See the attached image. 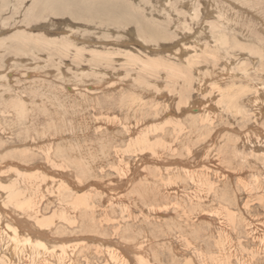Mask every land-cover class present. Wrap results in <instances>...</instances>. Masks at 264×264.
Here are the masks:
<instances>
[{"label": "rangeland", "instance_id": "rangeland-1", "mask_svg": "<svg viewBox=\"0 0 264 264\" xmlns=\"http://www.w3.org/2000/svg\"><path fill=\"white\" fill-rule=\"evenodd\" d=\"M125 1H127L128 3L131 2L133 5L135 4V6L137 5L136 8L141 14H143L147 9L148 11H146V13L144 14L145 17L147 18L154 17L151 18L152 21L161 22L160 24H158V26L161 25V27L159 28H162L161 32L165 34V38L163 40L162 38L155 39L156 40L155 41L153 40L152 37L150 36L147 37L144 34H141L140 37L138 36L136 38V34L134 32H133L134 36H132V38H129L125 36L126 34H122V32H124V30H128V28L123 27L124 28L123 29L122 27L118 28L115 26H109L107 24H101V23L92 24L89 22V24L88 23L86 24L85 22H79L77 24L81 26L80 29L83 30L86 29L88 31L86 33L84 31L83 33L80 31L79 33L80 36L78 37H85L84 35H86L87 39L88 38L92 39L93 35H91L90 32L93 31V33L94 32L96 33L97 35L96 38L99 40H96L95 43H92L93 45L90 44V41L86 43L80 42L78 43V45L88 49L90 47L91 48L93 47V49L99 51L103 50V52H105L106 50H109L113 52L114 56L116 57L114 58L116 61L113 62L112 60L111 62H109L110 64L109 63H105L104 65L102 64L101 68L105 70L104 71L99 70V71L102 74H106V77H108L109 80L110 78H112V80H117L112 82L114 83L117 82L119 84L121 83L122 88L125 87V84L119 81L118 75L123 76L122 73L125 72L132 73V71L134 74L138 75L135 78H139V76L142 75L140 78L144 79L142 81H145L147 83V85L144 86L146 90L141 91L140 89L139 90L136 89L137 91H139L136 92L132 89L133 93L131 89L126 87L120 89L118 88V86L117 87L109 86L108 83L109 81H103L102 79H101L102 82H100L101 84L96 83L95 85L93 80L87 81L88 83L83 85L81 81H79L80 82L79 84L78 80L82 78L84 75L85 76L89 75L90 71H85V74H83L82 70H81L82 73L80 72V70L79 72L77 71L78 69L77 67H75L76 62L74 61L75 58L72 57V53H74L73 50H71L72 53H70L71 55L69 56V54L63 51V49L60 48L59 45H58L59 47H57L56 50L53 49L52 51H49L48 49L45 48L44 50L42 48L40 50L39 44H37L36 42L31 43L25 48H21L15 44L11 46L12 43H9L10 35L13 34V32L16 33L20 30L21 31L26 30L29 34L40 36L43 35L44 33L48 35L49 34L48 29H49V31L51 30L50 32L51 34L49 35L57 34L56 36L58 37L62 36L61 34L62 31L60 29L67 27H63V26L59 27L60 24H58L56 28L55 27L47 28L46 25L51 22L60 23L66 17L58 18L51 16L50 13H45V17H44L45 20H42L37 23L34 22L32 24H30L31 22H29L30 26L27 27L24 21L31 13V9H32L31 0H0V14H1L0 16L1 18L0 19V104H3L0 105V181H1L0 185L2 186L0 190H2V188L5 187L7 188L5 190L6 193L0 191V200H4L1 201L0 204L3 205L2 203L4 202H5L4 204H6V201H9L8 202L9 205L12 206L10 207V209L8 208L5 209L4 207L0 206L1 213L4 212L6 213V211H8V215H9V216H5V214L2 215L3 222L4 220H6V217L7 219L9 218L8 220L15 219L17 227H19L22 231L26 230L23 233H25L27 236L31 235L36 241L40 240L42 237V240L46 242L47 246L49 247L58 246L57 244H61L63 241L64 242L62 244L64 243H68L69 245L74 244L73 245L74 249L72 254L73 264H108V263L115 264V262L110 261L108 254H106L108 250L111 251L119 250L118 254H121L123 259H126V263L124 264H264V242H263L264 241V165H263L264 136H262L264 135V84H263L264 83V58H263L264 57V0H164L165 1L164 3H166L164 5H168L167 7L169 9H172L171 10L172 12L170 14L171 23H169L171 25L173 22L171 27L170 25H168V23H165L166 22L165 19H162V17H160L158 13L153 15V13L151 12L150 6L152 5H154L155 7L158 6V3H156L157 0H142V1L139 0V2L138 0L137 1L125 0ZM193 2L196 3V6L195 3ZM198 4L200 5L201 8L199 7ZM142 5H143V9H142ZM191 6L193 7L194 11L191 8ZM248 6H250L251 8L250 7L248 8ZM216 8L217 10H219L220 8L222 10L220 9L221 11L219 10L217 13ZM141 10H143L144 12H140ZM191 10L192 12H190ZM222 11L226 12V14ZM193 12L195 13L193 14ZM180 14L182 15V17H180L181 16ZM198 14H200L201 16ZM221 14L222 15L224 14V16L226 15L227 17L229 16L230 17L229 19L232 21V24L236 26V28L235 27L229 28L230 32L229 33L227 32L226 34L227 35L229 34L227 36V39L228 41L230 39V41L228 45L227 44L223 45L221 43L223 46H221L220 43L217 44L218 43L217 40L219 39V37L221 38L222 35L224 34V31L223 30L220 31L219 29L221 28L222 24L220 25V22L216 17V15L219 17ZM177 16L179 19H177ZM195 16L196 17L199 16L198 20L200 19L201 21L196 20L197 18ZM203 16L205 18H203ZM247 16L251 19H249ZM206 17H208L209 20ZM163 18H167V16H163ZM180 18H184V19H180ZM194 19L196 21L195 23H193ZM66 20L68 21L69 19L67 18ZM184 20L187 22H185ZM210 20L213 21L211 22ZM4 21H6L5 24ZM81 23L82 24L84 23L83 24L84 27L83 25H81ZM191 23L193 25L197 24L196 26L198 27H196L195 25L194 27ZM185 25H187L188 27ZM91 26L93 27V30L91 29ZM108 26L110 28L107 29L109 31H107L106 34L105 31L106 28H108ZM206 26H210L212 31L210 27H208V29L211 31L210 32ZM87 27L90 29H88ZM188 28H190L189 30L191 31H189ZM95 29H98L100 33L101 31L105 30L103 32L105 35H103V33L100 34L98 30ZM112 29H117V31L116 30L115 31L119 34L118 35L111 34L112 31L115 33V31ZM130 31H135V27H133L132 29L130 28ZM216 31H218L219 33H216ZM70 32L71 31H69V33ZM97 32L99 35L97 34ZM194 32L195 34H193ZM182 33L183 35L180 38L179 36H181ZM203 34L204 37L202 36ZM206 36L207 38H205ZM210 36L213 38H210ZM103 37L105 38V42ZM108 37L112 38L111 39L112 41L107 40L109 39ZM195 38H197L196 39L197 41L195 40ZM208 39H212L209 40L210 41L209 46H207L208 44H205L208 43ZM5 40H6L5 42L6 44L4 43ZM239 40H241V42ZM151 43H153L152 45H154L155 47L152 46ZM158 43H161L160 44L161 46H159ZM85 44L86 45L89 44V45L86 46ZM177 44H179V46ZM257 45H259V47H257ZM204 46L206 47V49ZM8 47H10L9 50ZM142 48L145 49L147 52L145 50H142ZM183 48L184 49L188 48L190 50L188 49L183 50ZM157 49L158 51L161 49L163 50V52L162 51L158 52ZM214 49L217 50H215L214 52ZM127 50L128 51L130 50L129 52H133L137 55L139 54V56L143 58H148V57L151 58L157 57L159 59L162 58L161 60L163 61H169L173 63L175 69L177 68V70L172 68L159 67L158 75L156 76L154 74L147 75V73H145L144 71L141 72L139 70L141 69V66H130L124 62L125 61L124 56L122 55L117 56V54L119 53H124V52L126 53ZM171 50H174V52H172ZM176 50H178L179 54L178 52H175ZM187 50L189 51V53ZM227 50L229 51L228 53ZM143 51H145V53ZM155 51L158 53H154ZM169 51L172 53L171 57L169 56V54H171ZM164 52L168 57L166 55H163ZM181 53L183 54L181 55ZM186 53H188V55ZM214 54L216 56H214ZM54 55L57 56L54 57ZM86 55H87L86 60L88 61L89 57L91 56L87 52ZM173 55L178 60H175L176 58L174 59ZM209 55L211 56V58L209 57ZM190 57H192V59H190ZM225 58L226 60H224ZM179 59L181 60L180 61L181 63L177 62L179 61ZM86 60L85 61H83L82 59L78 60L79 62L77 61L78 63L76 64L77 65L80 64L78 65L79 68L81 67L88 68V65L90 63H88ZM198 60L201 62H199ZM221 60L222 61L224 60L223 61L224 65H227L228 67L224 65L222 66L223 62ZM240 61H241V65H240ZM14 62L15 64L12 65L11 63ZM203 62L206 64H204ZM48 63L51 64L48 65ZM113 63L115 64L113 65ZM182 63L184 64L182 65ZM191 63L192 65L194 64V66H192ZM214 65L216 66V68ZM231 65L233 68L231 67ZM195 66H197V69L195 68ZM164 68L166 69V71ZM207 68L209 69L207 70ZM170 71L172 72L170 73ZM169 75L173 77V80L172 78H170ZM85 76L83 78H85ZM232 76H234V78H231ZM235 76L237 77V79ZM93 77L92 79H94ZM181 77L182 78L185 77L183 79L184 80L183 83ZM70 78H73V80H70ZM152 79L154 82L152 81ZM199 79L200 81H198ZM201 79H203L204 81ZM62 81H64L65 83ZM171 82L172 83L175 82V83L172 85ZM205 82L207 83V85ZM158 84L160 86H158ZM190 84H193V86ZM196 85L197 86L202 85L201 86L202 88L199 86L197 87ZM26 86L27 87L30 86V87L27 88ZM59 87H61L62 89ZM31 90H33V92ZM127 90L130 91L128 92ZM184 90L185 91L187 90V92H185ZM53 91L55 92L54 94L51 93ZM69 93L72 95H70ZM151 93L152 94L154 93L156 96H154V94L152 95ZM186 93L188 94L186 95ZM44 95L47 96L48 101L46 100V97ZM128 95L129 96L131 95L130 98ZM56 96L58 97L61 96V97L56 98ZM65 96L69 97V99L66 98ZM142 96H144V99ZM145 96L147 97V99ZM164 96L165 98L167 97L168 99H165ZM170 96L171 97L176 96L174 99L171 98V100H173L172 104L171 101L169 100ZM71 97L73 99H70ZM41 100L43 102H41ZM7 101H9V103ZM63 101L67 102V104L61 103ZM136 101L137 103H135ZM146 101L149 102V104H151L152 107L149 104L147 106ZM176 101L178 103H176ZM184 101L186 104H183ZM120 102L122 103L120 104ZM190 102L192 104L191 105L192 107L190 106L186 108L185 105L188 106ZM17 103H19L18 105H21L22 110L21 107L18 105L17 107H15ZM46 103L49 106L50 104L52 105L54 103L56 107L54 105L49 107ZM154 103H156L157 106L156 105L154 106ZM134 104L135 105L137 104L136 107L138 109H135ZM138 104L143 108V109L141 108L142 110L140 109V107H138ZM173 104L175 105L177 104V106L175 105L173 106ZM125 105L127 106V109ZM70 106L72 107V109H70ZM155 107L156 109H154ZM180 107L181 110L178 109ZM197 107H202V109H200V111L196 114L191 112L192 108L195 111L196 109L194 108ZM225 107H229V108L225 109ZM130 108L132 109L130 110ZM147 108H149L150 111L146 110ZM260 108L262 109L260 110ZM125 109L128 111L126 112ZM163 109H165L164 111L165 113L163 112ZM160 110L162 113L160 112ZM227 110H229V112ZM21 111L24 112L25 115ZM25 111L26 112L30 111V112H28L29 113L28 114ZM47 111L49 112L47 113ZM138 111H140L141 114ZM168 111L170 112V114ZM63 112L65 114H63ZM231 112L233 114H231ZM19 113L22 115H20ZM136 113L138 114V116ZM48 114H50L51 116ZM174 114L176 115L174 116ZM198 114L201 115L199 116ZM205 114L207 117L205 116ZM153 115L155 116V118H153L154 117ZM193 115L195 116L193 117ZM46 117L48 118L50 117V118L48 119ZM72 117L74 118V120H72L73 119ZM106 118H108V120ZM50 119L51 122H53L54 120L55 121L58 120L57 122L61 126L59 125L60 127L59 126L57 127L58 124L55 125V123H57L55 121H54L55 123L53 122V125L55 127L52 126ZM105 119L108 122H106ZM149 119L150 120L152 119L153 121L152 120L150 121ZM121 121H123L126 124H122ZM157 121L160 123H158ZM162 121L163 123L165 122V124H162L161 123ZM63 122L65 123V125H63L64 124ZM48 123L50 124L48 125ZM95 123L96 124L101 123V124L96 127ZM116 123L117 125H115ZM127 124L130 125L128 126ZM50 125H51L50 129H48ZM211 125L212 127H210ZM94 126L98 129L94 128ZM145 126L147 127V129H145L146 128ZM63 127L65 128L63 129ZM68 127L70 128L67 129ZM127 127H129V129ZM178 127H180L181 129ZM148 128H150V130ZM163 128L164 130H162ZM168 128L170 130H168ZM56 130L58 131L57 133H59L60 131L61 132L57 134ZM70 130L72 131L71 134L72 133H74V135L76 134V137H74L73 134L71 136ZM173 130H176V132ZM97 131L99 132L97 133ZM68 132L70 135L67 134ZM103 132H105L104 133L105 135L103 134ZM166 132L167 135H165ZM90 133L92 134L90 135ZM117 133L120 135V137ZM149 133L151 135L150 137H149ZM53 135L55 138L53 137ZM112 135L117 136L118 138L117 137L112 138ZM140 135H142L143 137H145L144 135H147L149 139L148 145L142 148L144 149L145 152L141 151L142 149H140V151L139 149L138 151L136 150V148L139 147L138 146L139 143L137 142H140L139 138L137 139V137H139ZM86 137L87 139L88 138L89 139L88 140L85 139ZM70 139H72L71 140L72 143L70 142ZM119 140L121 141L119 142ZM85 141L86 144L88 145L90 144L88 146L89 148L85 143L83 144L85 146L82 145V142ZM97 141L101 142V144H99ZM73 142L76 144H74ZM92 142H94L95 144ZM161 142H163V144ZM91 143L94 145L92 146ZM130 143L132 146H128L130 145ZM165 143L168 146L172 147V149L168 146L166 147ZM119 144L123 147H120ZM57 145L60 146L57 147ZM116 145L119 147H117ZM49 147H53L54 150L55 147L57 149L59 148L61 151L63 150V152L64 151L68 152V155L64 157L66 155L65 154L66 152L65 153L59 152L60 150L57 149L55 151L52 150V152L54 151V154H52L51 159L56 160L55 162L53 160L54 164L52 165L50 164L52 160L49 159L50 160L49 161L45 156ZM76 147L78 148L76 149ZM84 147L87 153L86 151H84V149H82ZM127 147L129 148V150ZM32 148L34 150H32L31 152ZM40 148L41 151L39 150ZM101 148L104 149L105 151L104 152L103 150L100 151ZM111 148L114 150H112ZM115 148L117 149L116 151ZM68 149L71 152L67 151ZM118 149L120 151H118ZM27 151L29 152V154ZM108 151H110V156ZM124 151L126 154L124 153ZM93 152L96 153L94 154ZM122 152L125 154V156H129V155L131 156H129V158H125L124 160L125 156L123 155ZM83 153H85V155ZM88 153L90 155H88ZM112 153L115 155H113ZM128 153L129 155H127ZM138 153L141 154L140 157L142 159L139 158ZM80 154L84 158L80 156ZM117 154L119 155L117 156ZM28 155H30L29 158ZM71 155L73 156L76 155L75 159ZM68 156L70 158H68ZM95 156H97L96 157L97 159L95 158ZM122 156L124 157L122 158ZM79 158L81 159L79 160ZM94 158L95 160H93ZM105 158H109V160ZM145 158L147 159L145 160ZM115 159L118 160V162H115L116 161ZM64 160L65 162L67 161L68 164L67 162L65 164ZM77 160H79V162L81 161V163L84 162L82 164L80 163L81 166L83 165L82 167L79 165V162ZM88 160H90L89 161L90 163L88 162ZM60 161L62 163L61 165H60ZM119 161L122 163V165ZM140 161L143 162L142 165ZM145 161L148 163H146ZM125 163H127V168H125L126 167ZM85 164H90V165L88 166ZM25 165L28 167H26ZM56 165L58 167H56L57 169L56 168L54 169V166ZM108 165H111L112 167ZM113 165L115 166L113 167ZM35 166L40 167L42 171L41 170L36 171ZM86 166H88L89 169ZM91 166L93 169L91 168ZM12 168L13 171L15 172L17 171L15 174L12 171H10L12 170ZM149 168L151 169L149 170ZM17 169L19 170V172ZM156 169L157 171H154ZM162 169L164 170L162 171ZM167 169L169 172L167 171ZM9 171L10 173H8ZM21 171L23 172V174L24 172L30 174L27 175L29 177L28 181H27L28 177L27 178L23 177V175L20 176L23 177L24 179L20 177L19 180V173ZM35 171L37 173L39 172L43 173V171L44 172L46 171L45 173H43V175L40 174L39 176L43 178H47L48 180L45 179L47 183L45 182V180H43V178H36V177H35L36 178L35 182L34 181L32 182L31 180L32 182L31 183L30 177L37 174ZM164 171L165 172L167 171L165 175H163ZM201 172L203 173L201 174ZM128 173L130 174L127 175ZM45 174L47 175V177L44 176ZM163 177L164 179H162ZM165 177H168L170 179L169 182H168V178ZM193 177L196 179H194ZM54 178L55 180H53ZM25 179L27 182L25 181ZM42 180L44 183L42 182ZM15 181L17 182L15 183ZM22 181H25L24 184ZM52 181L54 184L52 183ZM165 181H167L168 183ZM206 181L208 182L206 183ZM38 182L40 183V185ZM41 182L43 184H41ZM57 182H59L60 185L62 184V186L60 187V185ZM14 183L16 185L18 184L17 185L18 187L15 186L16 187L15 188L13 186ZM35 183L38 185H36ZM74 183L76 184L77 187L75 186ZM169 183L171 184L169 185ZM204 183L207 184V186L209 185V187L212 184L213 185L212 187L208 188L207 186H205ZM3 184L4 185L7 184V185L3 187L4 186ZM22 184L25 185L24 188L23 186H21ZM29 184L31 186H28ZM52 184L53 186L54 185L55 186L51 187ZM66 184L68 186H71V184H73L74 187H76L75 191L69 192V190L72 189V186L71 188H69ZM141 184L142 187L140 188ZM151 185L153 186L151 187ZM148 186H150V188ZM46 187L48 189H46ZM57 187H59V189ZM197 187L203 192H201ZM10 188L11 189L15 188L18 193V194H14L17 197L11 194L12 196H14V199L12 201L11 199H9L10 195L8 194ZM55 188H57V191L55 190ZM89 188L90 189L93 188V190L95 189L94 192L92 189L90 192ZM39 190L42 191V195ZM76 191L79 195L76 193ZM143 192L145 194H143ZM89 193L92 194L90 195ZM38 194L39 196L40 195L41 196L39 197ZM87 194L90 195V197L87 196ZM149 194H151L152 196ZM25 195L29 199L27 198V200H25L26 199ZM140 195L142 197L144 196L143 200L141 199L142 197ZM31 196H33V199L35 201L37 200L38 201L35 202L34 200H32ZM37 196L39 198H37ZM76 196L82 197V200L79 203H77V207L75 206ZM2 197L3 198L6 197L8 198V200L3 199ZM137 198L139 200H137ZM125 200L126 201L129 200V201L125 202ZM29 201L32 203V205L35 208L29 210V208L25 206L26 203H30ZM39 201H41V203ZM130 201H133V203L135 204H133ZM34 202L36 206L34 205ZM91 202H93L94 204ZM36 203H38V206ZM130 203L132 205H130ZM17 204L18 205L20 204V206L18 207ZM21 204L22 206H25L27 212L21 213L22 210ZM70 205L71 207H69ZM181 205L185 206L184 210ZM80 207L82 209H80ZM67 208L70 210H67ZM14 210L19 214L17 213L15 214ZM32 211H34L36 214ZM131 211L134 212L132 213ZM150 211L152 214L150 213ZM28 212H30L31 215L32 213H34L33 214L34 218L33 217H31L32 219L29 218V216H27ZM24 214L25 216H23ZM192 214H194L196 217ZM36 217L38 218L39 222L47 225L50 229L49 228L44 229L45 233H43L44 231L42 230L41 225L38 224ZM223 233L224 234L226 233L225 236ZM38 235H40V237ZM37 237H39L40 239H36ZM225 239L228 240L226 241ZM46 240H50L49 241L50 245L49 243H47L48 241ZM8 244L9 243L4 242L2 244V249H0V252H3L4 250L7 249L3 254L9 255L10 254L9 248L11 247V244H9L10 245L9 248L8 246H6ZM101 244L103 246H101ZM232 247L235 249H233ZM228 248L230 249V252H228L229 251ZM239 252H241V254H239ZM200 257L202 258V260ZM203 257L205 258L203 259ZM0 264L3 263L1 262Z\"/></svg>", "mask_w": 264, "mask_h": 264}, {"label": "bare ground", "instance_id": "bare-ground-1", "mask_svg": "<svg viewBox=\"0 0 264 264\" xmlns=\"http://www.w3.org/2000/svg\"><path fill=\"white\" fill-rule=\"evenodd\" d=\"M137 1V0H136ZM142 1V0H141ZM23 2V1H22ZM138 2H139V0H138ZM155 2V1H154ZM161 2V3H160ZM165 1L164 0H160V1H158L157 0V2L156 3H158V6H154V5H152V6H150V10H151V12L153 13V15L154 14H156V13H158L159 14V16L160 17H162V19H165V23H168V25H170L169 23H171V16H170V14H171V10L172 9H169L167 6L168 5H164V4H166V3H164ZM188 2V1H187ZM217 2V1H216ZM137 3V2H136ZM160 3V4H159ZM193 3H195V2H193ZM198 3V2H197ZM170 4V3H169ZM185 4H186V2H185ZM192 4V3H191ZM31 5H32V9H31V13H30V15H29V13H28V17L26 18V20L24 21V23H26V25H27V27H29L30 26V24H32V23H34V22H40V21H42V20H45V13H50L51 14V16H54V17H58V18H61V17H66L64 20H62V21H64V22H60V23H49V24H47L46 25V27L47 28H53V27H55L56 28V26H58V24H60L59 25V27H61V26H63V27H67V28H63V29H60L62 32H61V34H62V36H60V37H58V36H56V35H49V34H51L50 32H51V30L49 31V29H48V35H46L45 33L43 34V35H38V36H36V35H34V34H29L26 30H23V31H18V32H16V33H14L13 32V34H11L10 35V42L9 43H12L11 44V46L13 45V44H15V45H17V46H19V47H21V48H25V47H27L28 45H30L31 43H37V44H39V49L41 50V48L44 50V48L45 49H48L49 51H52L53 49H57V47H59L60 46V48H62L63 49V51H65L66 53H68L69 54V56L71 55L70 53H72V51L71 50H73V52L74 53H72V57H74L75 59H74V61L76 62V63H78L79 61L78 60H83V61H85L86 60V57H87V55H86V52L88 53V54H90V56L91 57H89V59H88V63H90L89 65H88V68H83V67H81V68H79V66L78 65H80V64H76L75 63V67H77V71L79 72V70H80V72H81V70H82V72H83V74H85V71H90V74L89 75H84L85 76V78H80L79 80H78V82L79 81H81V83H82V85L83 84H86V83H88L87 81H90V80H93V82L95 83V85H96V83L97 84H99L100 82H102V80L103 81H109L108 83H109V86H112V87H117L118 86V88H120V89H123V88H129V89H131V91H132V89L134 90V91H136V92H139V91H137V90H141V91H143V90H146V88L144 87L145 85H147V83L145 82V81H142V80H144V79H141L140 77L142 76V75H140L139 76V78L141 79H139V78H135L136 76H138V75H136V74H134L133 73V71H132V73H129V72H125V73H122L123 74V76L121 75H118L119 76V81L120 82H122V83H124L125 84V87H123L122 88V85H121V83L119 84V83H117V82H112V81H117V80H112V78H110V80H109V78L108 77H106V74H102L100 71H102L103 69L101 68L102 67V64L104 65L105 63H109V62H111L112 60H113V62H115L116 60L114 59V58H116L115 56H114V53L113 52H111V51H109V50H106L105 52H103V50L102 51H99V50H96V49H93V47L91 48H85V47H83V46H80V45H78V43H82V42H89L90 41V44L91 45H93L92 43H95L96 42V40H99V39H97L96 38V33L94 32L93 33V31H91L90 32V34L91 35H93L92 37V39H90V38H86V35H84L85 37H78V36H80L79 35V33H80V31L83 33V31L86 33L88 30H86V29H80L81 28V26L79 25V24H77V23H79V22H85L86 24L88 23L89 24V22L90 23H101V24H107V25H109V26H115V27H118V28H120V27H124V28H128V30H124V32H122V34H126L125 36L126 37H129V38H132V36H134V34H133V32L136 34V38L139 36L140 37V35L141 34H144V35H146L147 37H152L153 38V40H155V39H159V38H162V40L165 38V34L163 33V32H161V29L162 28H159V27H161V25L160 26H158V24H160L161 22H154V21H152V19L151 18H154V17H145V13H146V11H148L147 9H146V11H145V8H144V11L143 10H141L140 12H144L143 14H141V13H139V11L137 10V8H136V6H135V4L133 5L131 2L130 3H128L127 1H125V0H31ZM175 5V4H174ZM194 5V4H193ZM199 5V4H198ZM183 6V5H182ZM195 6H196V3H195ZM251 6V5H250ZM250 6H248V8L250 7ZM255 6V5H254ZM171 7V6H170ZM187 7V6H186ZM185 7V8H186ZM199 7H200V5H199ZM198 7V8H199ZM141 8V7H140ZM148 8V7H147ZM184 8V9H185ZM191 8L193 9V7L191 6ZM195 8V7H194ZM198 8H196V9H198ZM201 8V7H200ZM213 8H215V7H213ZM251 8V7H250ZM253 8V7H252ZM142 9H143V5H142ZM221 9V8H220ZM219 9V10H220ZM255 9V8H254ZM203 10V9H202ZM207 10V9H206ZM206 10H204V11H206ZM216 10H217V8H216ZM219 10H217V13H218V11ZM222 10V9H221ZM220 10V11H221ZM185 11V10H184ZM193 11H194V9H193ZM197 11V10H196ZM209 11H212V10H209ZM190 12H192V10L190 11ZM190 12H189V14H190ZM222 12H224V11H222ZM239 12V11H238ZM150 13V12H149ZM195 12H193V14H194ZM197 13V12H196ZM199 13V12H198ZM202 13H203V11H202ZM220 13V12H219ZM225 14H226V12H224ZM188 14V13H187ZM192 14V13H191ZM205 14V13H204ZM210 14V13H209ZM214 14V13H213ZM237 14V13H236ZM247 14V13H246ZM181 15V14H180ZM185 15V14H184ZM198 15H200V14H198ZM229 15V14H228ZM0 16H1V14H0ZM49 16V15H48ZM163 16H167V18H163ZM201 16V15H200ZM47 17V16H46ZM180 17H182V15L180 16ZM184 17V16H183ZM196 17V16H195ZM216 17H217V19H218V21L220 22V25H221V28H219L220 29V31L221 30H223L224 31V34L222 35V37L220 38L219 37V39L217 40L218 41V43L217 44H219L220 43V45L221 46H223L224 44H229V41H230V39H229V41H228V39H227V36L229 35H227L226 33L228 32H230V29L229 28H236V26L235 25H233L232 24V21L229 19L230 17L228 16H224V14L222 15H220L219 17L216 15ZM233 17V16H232ZM248 17V16H247ZM261 17V16H260ZM69 19L68 21L66 20V19ZM176 18V17H175ZM186 18V17H185ZM187 18H189V17H187ZM197 19L196 20H198V18H199V16H197L196 17ZM202 18V17H201ZM203 18H205L204 16H203ZM207 19H208V17H206ZM211 18V17H210ZM249 18V17H248ZM1 19V18H0ZM173 19V18H172ZM177 19H179L178 18V16H177ZM176 19V20H177ZM180 19H184V18H180ZM246 19V18H245ZM249 19H251V18H249ZM189 20V19H188ZM200 20V19H199ZM198 20V21H199ZM203 20V19H202ZM209 20V19H208ZM182 21V20H181ZM185 21V20H184ZM190 21H191V19H190ZM201 21V20H200ZM211 21V20H210ZM213 21V20H212ZM211 21V22H212ZM29 22H31L30 24H29ZM68 22V23H67ZM185 22H187V21H185ZM184 22V23H185ZM196 21H195V19H194V22L193 23H195ZM248 22H249V20H248ZM6 23V21H4V24ZM183 23V24H184ZM207 23V22H206ZM57 24V25H56ZM84 24V23H83ZM82 23H81V25H83ZM172 24H173V22H172ZM171 24V25H172ZM182 24V25H183ZM186 24V23H185ZM189 24H190V22H189ZM188 24V25H189ZM192 24V23H191ZM199 24V23H198ZM202 24V23H201ZM205 24V23H204ZM218 24V23H217ZM250 24V23H249ZM91 25V24H90ZM171 25H170V27H171ZM176 25H178V24H176ZM193 25V24H192ZM195 25V24H194ZM193 25V26H194ZM197 25V24H196ZM195 25V26H196ZM200 25V24H199ZM203 25V24H202ZM253 25H255V24H253ZM96 26V25H95ZM100 26V25H99ZM108 26V28H106V34H107V31H109V30H107V29H109L110 27ZM167 26V25H166ZM185 26H187V25H185ZM194 26V27H195ZM212 26V25H211ZM83 27H84V25H83ZM88 27H89V25H88ZM87 27V28H88ZM93 27H94V25H93ZM93 27L91 26V29L93 30ZM114 27V28H115ZM133 27H135V31H130V28L132 29ZM183 27V26H182ZM188 27V26H187ZM190 27V26H189ZM194 27H192V28H194ZM196 27H198V26H196ZM207 27V29H208V27H210V26H206ZM217 27V26H216ZM255 27V26H254ZM86 28V27H85ZM104 28H105V26H104ZM112 28V27H111ZM123 28V29H124ZM137 28V29H136ZM176 28V27H175ZM185 28V27H184ZM200 28H202V27H200ZM256 28V27H255ZM46 29V28H45ZM88 29H90V28H88ZM167 29V28H166ZM183 29V28H182ZM186 29V28H185ZM190 28H188V30H189ZM210 29H211V27H210ZM217 29V28H216ZM257 29V28H256ZM47 30V29H46ZM65 30H66V33H65ZM95 30H98V29H95ZM101 30V29H100ZM103 30V29H102ZM112 30H116L117 31V29H112ZM164 30V29H163ZM175 30V29H174ZM184 30V29H183ZM197 30V29H196ZM209 30V29H208ZM250 30V29H249ZM30 31V30H29ZM33 31V30H32ZM53 31V30H52ZM55 31V30H54ZM69 31H71L70 33H69ZM104 31H101V33H103ZM115 31V33L112 31L111 32V30H110V32H111V34H113V35H118L119 33H117ZM178 31V30H177ZM180 31H181V29H180ZM189 31H191V30H189ZM210 31V30H209ZM211 31H212V29H211ZM210 31V32H211ZM256 31H258V30H256ZM98 32H99V30H98ZM98 32H97V34H98ZM168 32V31H167ZM202 32H203V29H202ZM207 32V31H206ZM210 32H209V35H210ZM263 32V31H262ZM261 32V33H262ZM42 33V32H41ZM100 33V32H99ZM100 33V34H101ZM177 33H179V32H177ZM192 33V32H191ZM198 33V32H197ZM216 33H219L218 31H216ZM68 34H70V35H68ZM169 34V33H168ZM188 34V33H187ZM186 34V35H187ZM193 34H195V32L193 33ZM60 35V34H59ZM99 35V34H98ZM103 35H105L104 33H103ZM182 35H183V33L181 34V36H179L180 38L182 37ZM185 35V34H184ZM189 35H190V33H189ZM256 35V34H255ZM199 36V35H198ZM201 36V35H200ZM203 37H204V34L202 35ZM218 36V35H217ZM66 37V38H65ZM107 37V36H106ZM215 37V36H214ZM230 37V36H229ZM5 38V37H4ZM100 38H102V37H100ZM104 38V37H103ZM109 38V37H108ZM114 38V37H113ZM178 38V37H177ZM198 38V37H197ZM197 38H195V40L197 39ZM205 38H207V36L205 37ZM205 38H204V40H205ZM210 38H213V37H211L210 36ZM224 38V39H223ZM7 39V38H6ZM112 38H109V39H107V40H111ZM145 39V38H144ZM148 39V38H147ZM176 39V38H175ZM179 39V38H178ZM184 39V38H183ZM186 39H188V38H186ZM192 39V38H191ZM199 39V38H198ZM200 39H201V37H200ZM146 40V39H145ZM149 40V39H148ZM177 40V39H176ZM209 40H212V39H208V43H205V44H208L207 46H209ZM215 40V39H214ZM112 41V40H111ZM111 41H109V42H111ZM142 41V40H141ZM151 41V40H150ZM156 41V40H155ZM165 41V40H164ZM186 41V40H185ZM197 41V40H196ZM195 41V42H196ZM200 41H202V40H200ZM216 41V42H217ZM240 42H241V40H239ZM6 42V40L4 41V43ZM100 42H101V40H100ZM104 42H105V38H104ZM139 43V42H138ZM179 43V42H178ZM223 45H222V44ZM6 44V43H5ZM105 44H107V43H105ZM135 44V43H134ZM153 43H151V45H152ZM159 44V46H161L160 44L161 43H158ZM163 44H166V43H163ZM190 44V43H189ZM188 44V45H189ZM202 44V43H201ZM215 44V43H214ZM260 44V43H259ZM10 45V44H9ZM59 45V46H58ZM82 45H84V44H82ZM86 45V44H85ZM87 45H89V44H87ZM86 45V46H87ZM97 45V44H96ZM137 45V44H136ZM150 45V44H149ZM178 46H179V44H177ZM192 45V44H191ZM195 45H196V43H195ZM194 45V46H195ZM204 45V44H203ZM261 45V44H260ZM6 46H8V45H6ZM100 46V45H99ZM105 46V45H104ZM152 46H154V45H152ZM163 46V45H162ZM166 46H168V45H166ZM217 46V45H216ZM4 47V46H3ZM2 47V48H3ZM97 47V46H96ZM155 47V46H154ZM158 47V46H157ZM173 47V46H172ZM196 47V46H195ZM205 47V46H204ZM211 47V46H210ZM220 47V46H219ZM218 47V48H219ZM257 47H259V45H257ZM99 48V47H98ZM97 48V49H98ZM104 48H106V47H104ZM114 48V47H113ZM134 48V47H133ZM139 48V47H138ZM144 48V47H143ZM142 48V50H145V49H143ZM182 48V47H181ZM201 48V47H200ZM221 48V47H220ZM238 48V47H237ZM10 49V47H8V50ZM185 49H188V48H185ZM184 48H183V50H185ZM198 49V48H197ZM202 49V48H201ZM200 49V50H201ZM205 49H206V47H205ZM204 49V50H205ZM209 49V48H208ZM234 49V48H233ZM261 49V48H260ZM188 50H190V49H188ZM187 50V51H188ZM199 50V49H198ZM210 50V49H209ZM209 50H208V52H209ZM215 50H217V49H214V52H215ZM221 50V49H220ZM231 50V49H230ZM239 50H240V48H239ZM4 51V50H3ZM2 51V52H3ZM7 51V50H6ZM11 51V50H10ZM39 51V50H38ZM114 51V50H113ZM118 51V50H117ZM130 51V50H129ZM128 50L126 51V53L124 52V53H119V54H117V56H124V62L126 63V64H128V65H130V66H141V69H139L141 72H145V73H147V75H149V74H154L155 76L156 75H158L159 74V72H158V68L159 67H165V68H172V69H175V67H174V64L173 63H171V62H169V61H163V60H161V59H159V58H157V57H153V58H151V57H148V58H143V57H141V56H139V54L137 55V54H135V53H133V52H129ZM146 51V50H145ZM145 51H143L144 53H145ZM157 51H158V49H157ZM163 52V50H159L158 52ZM166 51V50H165ZM168 51V50H167ZM172 52H174V50H171ZM194 51H195V48H194ZM207 51V50H206ZM212 51H213V49H212ZM226 51V50H225ZM225 51H224V53H225ZM232 51V50H231ZM237 51V50H236ZM54 52V51H53ZM120 52V51H119ZM147 52V51H146ZM158 52H154V53H158ZM170 52V51H169ZM168 52V53H169ZM175 52H178V50H176ZM229 51L227 50V53H228ZM29 53V52H28ZM151 53V52H150ZM171 53V52H170ZM188 53H189V51H188ZM188 53H186L187 55H188ZM196 53V52H195ZM202 53V52H201ZM218 53V52H217ZM242 53V52H241ZM13 54H14V52H13ZM54 54V53H53ZM57 54V53H56ZM73 54H74V56H73ZM116 54V53H115ZM140 54H142V53H140ZM176 54V53H175ZM174 54V55H175ZM178 54H179V52H178ZM183 53H181V55H182ZM200 54V53H199ZM198 54V55H199ZM205 54H206V52H205ZM209 54V53H208ZM211 54V53H210ZM243 54V53H242ZM65 55V54H64ZM162 55V54H161ZM163 55H166V53L164 52V54ZM173 55V56H174ZM177 55V54H176ZM175 55V56H176ZM185 55V54H184ZM183 55V56H184ZM186 55V56H187ZM226 55V54H225ZM240 55V54H239ZM18 56V55H17ZM37 56V55H36ZM55 56H57V55H54V57ZM167 56V55H166ZM169 56L171 57L172 56V53L171 54H169ZM174 56V59L176 58ZM191 56V55H190ZM214 56H216L215 54H214ZM50 57H53V56H50ZM162 57H164V56H162ZM168 57V56H167ZM166 57V58H167ZM178 57V56H177ZM193 57V56H192ZM192 57H190V59H192ZM201 57H203V56H201ZM205 57H207V56H205ZM209 57L211 58V56L209 55ZM227 57V56H226ZM237 57V56H236ZM62 58V57H61ZM83 58H85V59H83ZM173 58V57H172ZM172 58H171V60H172ZM179 58H180V56H179ZM181 58H182V56H181ZM199 58H200V56H199ZM221 58H222V56H221ZM221 58H219V59H221ZM243 58V57H242ZM264 58V57H263ZM193 59H196V58H193ZM208 59V58H207ZM214 59V58H213ZM245 59V58H244ZM249 59V58H248ZM55 60V59H54ZM59 60V59H58ZM73 60V59H72ZM166 60V59H165ZM175 60H178L177 58L175 59ZM202 60V59H201ZM204 60V59H203ZM210 60V59H209ZM224 60H226V58L224 59ZM223 60V61H224ZM228 60V59H227ZM250 60V59H249ZM78 61V62H77ZM181 60L179 59V61H177V62H180ZM186 61H188V60H186ZM190 61V60H189ZM199 61V60H198ZM197 61V62H198ZM213 61H215V60H213ZM222 61V60H221ZM222 61V62H223ZM233 61V60H232ZM236 61H238V60H236ZM185 62V61H184ZM199 62H201V61H199ZM217 62H219V61H217ZM257 62V61H256ZM57 63V62H56ZM181 63V62H180ZM187 63V62H186ZM194 63H196V62H194ZM204 63V62H203ZM210 63V62H209ZM227 63V62H226ZM225 63V64H226ZM10 64V63H9ZM12 65L13 64H15V62L14 63H11ZM51 64V63H50ZM49 63H48V65H50ZM74 64V63H73ZM110 64V63H109ZM115 63H113V65H114ZM126 64H124V65H126ZM178 64V63H177ZM184 63H182V65H183ZM200 64V63H199ZM204 64H206V63H204ZM208 64V63H207ZM221 64V63H220ZM232 64V63H231ZM238 64V63H237ZM243 64V63H242ZM251 64V63H250ZM17 65H18V63H17ZM83 65V64H82ZM188 65V64H187ZM191 65H192V63H191ZM201 65V64H200ZM224 65V62H223V64H222V66ZM229 65V64H228ZM240 65H241V61H240ZM239 65V66H240ZM181 66V65H180ZM192 66H194V64L192 65ZM206 66V65H205ZM205 66H203V67H205ZM215 66V65H214ZM224 66H227V65H224ZM230 66V65H229ZM245 66V65H244ZM252 66H253V64H252ZM15 67H16V65H15ZM75 67H73V68H75ZM128 67V66H127ZM185 67V66H184ZM201 67V66H200ZM200 67H198V68H200ZM208 67H209V65H208ZM228 67V66H227ZM231 67H232V65H231ZM243 67V66H242ZM136 68V67H135ZM164 68V69H165ZM183 68V67H182ZM191 68V67H190ZM195 68L197 69V66H195ZM215 68H216V66H215ZM233 68V67H232ZM202 69V68H201ZM209 68H207V70H208ZM228 69V68H227ZM238 69V68H237ZM241 69V68H240ZM2 70V69H1ZM100 70V71H99ZM105 70V69H104ZM103 70V71H104ZM163 70V69H162ZM161 70V71H162ZM169 70V69H168ZM171 70V69H170ZM175 70H177V68L175 69ZM182 70V69H181ZM195 70V69H194ZM193 70V71H194ZM203 70H205V69H203ZM230 70V69H229ZM234 70H235V68H234ZM233 70V71H234ZM165 71H166V69H165ZM193 71H192V73H193ZM226 71H228V70H226ZM78 72H77V74H78ZM81 72V73H82ZM172 71H170V73H171ZM178 72V71H177ZM203 72V71H202ZM252 72V71H251ZM74 73V72H73ZM89 73V72H88ZM116 73V72H115ZM184 73V72H183ZM196 73V72H195ZM64 74V73H63ZM62 74V75H63ZM168 74H169V72H168ZM185 74H186V72H185ZM201 74V73H200ZM203 74V73H202ZM210 74H211V72H210ZM218 74V73H217ZM76 75V74H75ZM105 75V76H104ZM109 75V74H108ZM107 75V76H108ZM115 75V74H114ZM154 75H153V78H154ZM167 75V74H166ZM193 75H195V74H193ZM204 75V74H203ZM202 75V76H203ZM207 75V74H206ZM78 76H79V74H78ZM94 76V77H93ZM102 76H104V77H102ZM112 76V75H111ZM110 76V77H111ZM144 76V75H143ZM151 76V75H150ZM170 76V78H172V80H173V77H171V75H169ZM237 76V75H236ZM235 76V77H236ZM5 77V76H4ZM38 77H41V76H38ZM92 77L94 78V79H92ZM102 77V78H101ZM115 77V76H114ZM186 77V76H185ZM184 77V78H185ZM229 77H230V75H229ZM263 77V76H262ZM261 77V78H262ZM118 78V77H117ZM169 78V79H170ZM182 78V77H181ZM180 78V79H181ZM184 78H182L181 80H183ZM231 78H234V76H232ZM102 79V80H101ZM146 79V78H145ZM160 79V78H159ZM176 79V78H175ZM174 79V80H175ZM236 79H237V77H236ZM6 80V79H5ZM70 80H73V78H70ZM177 80V79H176ZM179 80V79H178ZM201 80H203V79H201ZM211 80V79H210ZM74 81H75V79H74ZM73 81V82H74ZM152 81H153V79H152ZM162 81H163V79H162ZM188 81V80H187ZM198 81H200V79L198 80ZM204 81V80H203ZM208 81V80H207ZM227 81V80H226ZM34 82V81H33ZM62 82H64V81H62ZM154 82V81H153ZM159 82V81H158ZM170 82V81H169ZM168 82V83H169ZM184 82V80L182 81V83ZM217 82V81H216ZM35 83V82H34ZM65 83V82H64ZM165 83H166V81H165ZM172 83V82H171ZM175 83V82H174ZM174 83H172V85L174 84ZM180 83V82H179ZM191 83V82H190ZM200 83V82H199ZM199 83H197V84H199ZM206 83V82H205ZM210 83V82H209ZM228 83V82H227ZM41 84V83H40ZM78 84V83H77ZM79 84H80V82H79ZM91 84V83H90ZM89 84V85H90ZM101 84V83H100ZM104 84H105V82H104ZM177 84V83H176ZM196 84V83H195ZM252 84V83H251ZM264 84V83H263ZM29 85V84H28ZM190 85H192L193 86V84H190ZM189 85V86H190ZM202 85H204V84H202ZM201 85V86H202ZM206 85H207V83H206ZM240 85V84H239ZM242 85V84H241ZM36 86V85H35ZM59 86V85H58ZM124 86V85H123ZM158 86H160L159 84H158ZM157 86V87H158ZM181 86V85H180ZM197 86V85H196ZM199 86V85H198ZM197 86V87H198ZM201 86H199V87H201ZM251 86V85H250ZM27 87V86H26ZM30 87V86H29ZM29 87H27V88H29ZM33 87V86H32ZM63 87V86H62ZM81 87V86H80ZM252 87V86H251ZM57 88V87H56ZM59 88H61V87H59ZM161 88V87H160ZM163 88H165V87H163ZM175 88V87H174ZM174 88H172V89H174ZM202 88V87H201ZM204 88H206V87H204ZM255 88V87H254ZM35 89V88H34ZM62 89V88H61ZM137 89V90H136ZM181 89V88H180ZM194 89V88H193ZM210 89V88H209ZM241 89V88H240ZM246 89V88H245ZM41 90V89H40ZM58 90V89H57ZM164 90V89H163ZM171 90V89H170ZM182 90V89H181ZM32 92H33V90H31ZM35 91V90H34ZM55 91V90H54ZM51 92V93H55V92ZM60 91V90H59ZM62 91V90H61ZM88 91V90H87ZM128 92L130 91V90H127ZM166 91V90H165ZM185 91V90H184ZM191 91H192V89H191ZM198 91V90H197ZM127 92V93H128ZM185 92H187V90L185 91ZM196 92V91H195ZM59 93V92H58ZM61 93V92H60ZM132 93H133V91H132ZM135 93V92H134ZM206 93V92H205ZM217 93V92H216ZM35 94V93H34ZM39 94V93H38ZM41 94V93H40ZM64 94V93H63ZM62 94V95H63ZM68 94V93H67ZM70 94V93H69ZM81 94V93H80ZM136 94V93H135ZM137 94H139V93H137ZM141 94V93H140ZM144 94V93H143ZM152 94V93H151ZM154 94V93H153ZM152 94V95H153ZM183 94V93H182ZM188 93H186V95H187ZM261 94V93H260ZM37 95V94H36ZM42 95V94H41ZM40 95V96H41ZM60 95V94H59ZM58 95V96H59ZM70 95H72V94H70ZM69 95V96H70ZM88 95V94H87ZM92 95V94H91ZM134 95V94H133ZM180 95V94H179ZM224 95V94H223ZM4 96V95H3ZM17 96V95H16ZM45 96V95H44ZM55 96V95H54ZM58 96H56V98L58 97ZM90 96V95H89ZM121 96H122V94H121ZM129 96V95H128ZM131 96V95H130ZM130 96H129V98H130ZM135 96V95H134ZM139 96V95H138ZM137 96V97H138ZM141 96V95H140ZM154 96H156L155 94H154ZM161 96V95H160ZM167 96V95H166ZM191 96V95H190ZM46 97V100H47V96H45ZM53 97V96H52ZM61 97V96H60ZM60 97H58V98H60ZM64 97V96H63ZM66 98H68L69 99V97H67V96H65ZM94 97V96H93ZM114 97V96H113ZM124 97V96H123ZM133 97V96H132ZM143 97V99H144V96H142ZM146 97V96H145ZM151 97V96H150ZM168 97V96H167ZM165 98V96H164V98L165 99H168V98ZM176 97V96H175ZM175 97H171L170 96V101H171V104H172V102H173V100H171V98H175ZM180 97H182V96H180ZM223 97V96H222ZM51 98V97H50ZM49 98V99H50ZM55 98V97H54ZM140 98V97H139ZM185 98V97H184ZM187 98V97H186ZM217 98V97H216ZM14 99H16V98H14ZM21 99V98H20ZM40 99V98H39ZM42 99V98H41ZM45 99V98H44ZM62 99H64V98H62ZM70 99H73L72 97L70 98ZM80 99V98H79ZM87 99V98H86ZM89 99V98H88ZM146 99H147V97H146ZM178 99H179V97H178ZM26 100V99H25ZM51 100V99H50ZM155 100H157V99H155ZM168 100V101H169ZM213 100V99H212ZM215 100V99H214ZM15 101H17V100H15ZM48 101V100H47ZM58 101V100H57ZM69 101V100H68ZM127 101V100H126ZM141 101V100H140ZM139 101V102H140ZM149 101V100H148ZM183 101V100H182ZM181 101V102H182ZM6 102V101H5ZM8 103H9V101H7ZM13 102H14V100H13ZM41 102H43L42 100H41ZM50 102H52V101H50ZM55 102V101H54ZM71 102H72V100H71ZM131 102H133V101H131ZM166 102V101H165ZM11 103V102H10ZM29 103V102H28ZM56 103H58V102H56ZM61 103H66L67 104V102H61ZM69 103V102H68ZM122 102H120V104H121ZM135 103H137V101L135 102ZM141 103H143V102H141ZM145 103V102H144ZM146 105L148 106V104H149V102H147L146 101ZM169 103V102H168ZM176 103H178L177 101H176ZM221 103V102H220ZM19 103H17L16 105H15V107H17V105H18ZM34 104V103H33ZM47 104V103H46ZM50 104V103H49ZM59 104H60V102H59ZM58 104V105H59ZM62 104V105H63ZM72 104V103H71ZM74 104V103H73ZM126 104H127V102H126ZM182 104V103H181ZM183 104H186L185 103V101H184V103ZM206 104V103H205ZM212 104V103H211ZM0 105H3V104H0ZM10 105V104H9ZM12 105V104H11ZM39 105V104H38ZM48 105V104H47ZM52 105H54V103L52 104ZM51 104H50V106H52ZM62 105H61V107H62ZM70 105V104H69ZM135 105V104H134ZM137 105V104H136ZM136 105L134 106L135 107V109H138L137 107H136ZM150 106H151V104H149ZM156 105V103H154V106ZM175 104H173V106H174ZM192 104H191V102L189 103V105L188 106H186L185 105V107L187 108V107H190ZM260 105V104H259ZM8 106V105H7ZM18 106H20L21 107V105H18ZM37 106V105H36ZM35 106V107H36ZM49 106V105H48ZM47 106V107H48ZM49 106V107H50ZM55 107H56V105H54ZM60 106V105H59ZM58 106V107H59ZM65 106V105H64ZM63 106V107H64ZM75 106V105H74ZM126 106V105H125ZM131 106H133V105H131ZM145 106V105H144ZM146 106V107H147ZM157 106V105H156ZM166 106V105H165ZM169 106V105H168ZM175 106H177V104L175 105ZM183 106V105H182ZM216 106V105H215ZM11 107H14V106H11ZM38 107V106H37ZM41 107V106H40ZM66 107V106H65ZM69 107V106H68ZM78 107V106H77ZM138 107H140V109L142 108L141 106H139V104H138ZM152 107V106H151ZM162 107V106H161ZM185 107H183V108H185ZM192 107V106H191ZM194 107V106H193ZM207 107V106H206ZM213 107V106H212ZM247 107V106H246ZM165 108V107H164ZM208 108V107H207ZM210 108V107H209ZM226 108H229V107H225V109ZM231 108V107H230ZM10 109V108H9ZM15 109H18V108H15ZM30 109V108H29ZM40 109V108H39ZM63 109H65V108H63ZM70 109H72V107L70 106ZM70 109H69V111H70ZM111 109V108H110ZM126 109H127V106H126ZM125 109V110H126ZM132 108H130V110H131ZM143 109V108H142ZM141 109V110H142ZM153 109V108H152ZM154 109H156V107L154 108ZM169 109H171V108H169ZM178 109H180L181 110V107L180 108H178ZM194 109H196L195 111L193 110V108L191 109V112H193V113H198L199 111H200V109H202V107H197V108H194ZM256 109V108H255ZM262 108H260V110H261ZM21 110H22V107H21ZM25 110V109H24ZM47 110V109H46ZM61 110V109H60ZM146 110H148V111H150L149 110V108H147ZM159 110V109H158ZM166 110H167V107H166ZM183 110V109H182ZM211 110V109H210ZM213 110V109H212ZM12 111V110H11ZM31 111V110H30ZM30 111H28V112H30ZM40 111H42V110H40ZM63 111V110H62ZM61 111V112H62ZM66 111V110H65ZM68 111V112H69ZM107 111V110H106ZM128 110H126V112H127ZM134 111V110H133ZM165 111V109H163V112ZM214 111V110H213ZM228 112H229V110H227ZM20 112V111H19ZM22 112V111H21ZM26 112V111H25ZM28 112H26V113H28ZM49 111H47V113H48ZM56 112V111H55ZM67 112V113H68ZM131 112V111H130ZM138 112H140V111H138ZM160 112H161V110H160ZM169 112V111H168ZM173 112V111H172ZM175 112V111H174ZM190 112V111H189ZM233 112V111H232ZM231 112V114H233ZM12 113H14V112H12ZM11 113V114H12ZM23 114H24V112H22ZM43 113V112H42ZM77 113V112H76ZM110 113V112H109ZM142 113H144V112H142ZM148 113H150V112H148ZM162 113V112H161ZM165 113V112H164ZM186 113V112H185ZM210 113V112H209ZM20 114V113H19ZM29 114V113H28ZM27 114V115H28ZM44 114H46V113H44ZM63 114H65L64 112H63ZM71 114H72V112H71ZM74 114V113H73ZM128 114V113H127ZM126 114V115H127ZM133 114V113H132ZM137 114V113H136ZM140 114H141V112H140ZM152 114V113H151ZM169 114H170V112H169ZM180 114V113H179ZM189 114V113H188ZM187 114V115H188ZM192 114V113H191ZM20 115H22V114H20ZM25 115V114H24ZM48 115H50V114H48ZM129 115V114H128ZM176 114H174V116H175ZM183 115V114H182ZM199 115V114H198ZM201 115V114H200ZM199 115V116H200ZM203 115V114H202ZM230 115V114H229ZM228 115V116H229ZM51 116V115H50ZM58 116V115H57ZM60 116V115H59ZM64 116V115H63ZM68 116V115H67ZM66 116V117H67ZM73 116V115H72ZM132 116V115H131ZM136 116V115H135ZM137 116H138V114H137ZM139 116H141V115H139ZM154 116V115H153ZM172 116V115H171ZM195 115H193V117H194ZM204 116V115H203ZM205 116H206V114H205ZM19 117V116H18ZM21 117V116H20ZM27 117V116H26ZM54 117V116H53ZM105 117V116H104ZM202 117V116H201ZM207 117V116H206ZM24 118V117H23ZM46 118H48V117H46ZM50 118V117H49ZM48 118V119H49ZM57 118V117H56ZM64 118V117H63ZM62 118V119H63ZM73 118V117H72ZM71 118V119H72ZM133 118V117H132ZM142 118H143V116H142ZM153 118H155V116L153 117ZM174 118V117H173ZM172 118V119H173ZM197 118H200V117H197ZM212 118V117H211ZM230 118H231V116H230ZM53 119V118H52ZM58 119V118H57ZM102 119V118H101ZM107 120H108V118H106ZM105 119V120H106ZM111 119V118H110ZM137 119H138V117H137ZM169 119V118H168ZM172 119H170V120H172ZM202 119V118H201ZM207 119V118H206ZM205 119V120H206ZM213 119V118H212ZM22 120V119H21ZM60 120V119H59ZM64 120V119H63ZM72 120H74V118L72 119ZM106 120V122H108ZM127 120V119H126ZM150 120V119H149ZM152 120V119H151ZM150 120V121H151ZM204 120V119H203ZM55 121V120H54ZM53 121V122H54ZM58 121V120H57ZM57 121H55V122H57ZM67 121V120H66ZM98 121V120H97ZM114 121V120H113ZM153 121V120H152ZM156 121V120H155ZM159 121H160V119H159ZM167 121V120H166ZM181 121V120H180ZM200 121V120H199ZM50 122H51V119H50ZM53 122H51L52 123V126H54L53 125ZM54 122V123H55ZM65 122V121H64ZM63 122V123H64ZM117 122H118V120H117ZM122 122V124H126V123H124L123 121H121ZM137 122V121H136ZM135 122V123H136ZM148 122V121H147ZM158 122V121H157ZM182 122V121H181ZM205 122V121H204ZM61 123V122H60ZM68 123V122H67ZM138 123V122H137ZM146 123V122H145ZM158 123H160V122H158ZM162 124H165V122L163 123V121L161 122ZM174 123V122H173ZM176 123V122H175ZM178 123V122H177ZM203 123V122H202ZM206 123V122H205ZM50 123H48V125H49ZM56 124H58V122L57 123H55V125ZM62 124V123H61ZM96 124V123H95ZM101 124V123H100ZM100 124H96L95 126L97 127L98 125H100ZM111 124H113V123H111ZM143 124V123H142ZM214 124V123H213ZM60 124H58L57 125V127L59 126ZM63 125H65V123L63 124ZM83 125V124H82ZM115 125H117V123L115 124ZM118 125H119V123H118ZM128 126L130 125V124H127ZM136 125V124H135ZM140 125V124H139ZM144 125V124H143ZM150 125V124H149ZM167 125V124H166ZM178 125V124H177ZM176 125V126H177ZM46 126H47V123H46ZM61 126V125H60ZM59 126V127H60ZM88 126H90V125H88ZM94 126V128H96ZM112 126V125H111ZM134 126V125H133ZM133 126H130V127H133ZM147 126V125H146ZM145 126V127H146ZM168 126V125H167ZM171 126H173V125H171ZM50 127H51V125L48 127V129H50ZM55 127V126H54ZM66 127V126H65ZM65 127H63V129L65 128ZM84 127H87V126H84ZM118 127V126H117ZM120 127V126H119ZM145 127H143V128H145ZM149 127V126H148ZM164 127H166V126H164ZM175 127V126H174ZM210 127H212V125L210 126ZM70 127H68L67 129H69ZM91 128V127H90ZM126 128V127H125ZM128 129H129V127H127ZM153 128V127H152ZM178 128H180V127H178ZM53 129V128H52ZM96 129H98V128H96ZM101 129V128H100ZM104 129V128H103ZM102 129V130H103ZM142 129V128H141ZM145 129H147V127L145 128ZM149 130H150V128H148ZM160 129H161V127H160ZM174 129V128H173ZM181 129V128H180ZM183 129V128H182ZM46 130H47V128H46ZM66 130V129H65ZM64 130V131H65ZM90 130V129H89ZM107 130V129H106ZM124 130V129H123ZM162 130H164V128L162 129ZM167 130V129H166ZM168 130H170L169 128H168ZM67 131V130H66ZM92 131V130H91ZM101 131V130H100ZM105 131V130H104ZM136 131V130H135ZM134 131V132H135ZM138 131H139V128H138ZM143 131V130H142ZM147 131V130H146ZM171 131H172V129H171ZM173 131H175L176 132V130H173ZM219 131H221V130H219ZM58 131L56 130V133H57ZM61 132V131H60ZM59 132V133H60ZM71 130H70V134H71ZM88 132V131H87ZM99 131H97V133H98ZM109 132V131H108ZM218 132V131H217ZM59 133H57V134H59ZM83 133V132H82ZM89 133V132H88ZM94 133H95V131H94ZM105 132H103V134H104ZM121 133H122V131H121ZM126 133V132H125ZM127 133H129V132H127ZM136 133V132H135ZM138 133V132H137ZM144 133V132H143ZM151 133V132H150ZM150 133H149V137L151 136L150 135ZM165 133V132H164ZM163 133V134H164ZM168 133H169V131H168ZM65 134H66V132H65ZM67 134H69V132L67 133ZM69 134V135H70ZM73 135H74V133H72ZM72 134H71V136H72ZM80 134V133H79ZM92 133H90V135H91ZM118 134V133H117ZM174 134V133H173ZM178 134V133H177ZM82 135V134H81ZM105 135V134H104ZM104 135H102V136H104ZM114 135V134H113ZM112 135V138L113 137H117V136H113ZM119 135V134H118ZM123 135V134H122ZM147 135H148V133H147ZM147 135H144L145 137H143L142 135H140L139 137H137V139L139 138V140H140V142H137V143H139L138 144V148H136V150L138 151V149H139V151H140V149H142V148H144L145 146H147L148 145V137H147ZM165 135H167V132H166V134ZM175 135V134H174ZM216 135H217V133H216ZM55 136H56V134H55ZM85 136H86V134H85ZM162 136V135H161ZM262 136H264V135H262ZM53 137H54V135H53ZM74 137H76V134L74 135ZM87 137H88V135H87ZM87 137L85 138V139H87ZM90 137V136H89ZM92 137V136H91ZM119 137H120V135H119ZM217 137V136H216ZM231 137V136H230ZM249 137V136H248ZM55 138V137H54ZM60 138V137H59ZM65 138V137H64ZM67 138H69V137H67ZM71 138V137H70ZM118 138V137H117ZM129 138V137H128ZM167 138V137H166ZM165 138V139H166ZM247 138V137H246ZM245 138V139H246ZM257 138V137H256ZM260 138V137H259ZM56 139H57V137H56ZM89 139V138H88ZM87 139V140H88ZM122 139V138H121ZM172 139V138H171ZM241 139V138H240ZM248 139H250V138H248ZM71 140L72 139H70V142H71ZM75 140V139H74ZM77 140V139H76ZM86 140V141H87ZM113 140H115V139H113ZM153 140V139H152ZM167 140V139H166ZM165 140V141H166ZM169 140V139H168ZM86 141L85 142H82V145L85 143L86 144ZM118 141V140H117ZM121 140H119V142H120ZM123 141V140H122ZM124 141H125V138H124ZM123 141V142H124ZM151 141V140H150ZM159 141V140H158ZM243 141V140H242ZM88 142V141H87ZM98 142V141H97ZM135 142V141H134ZM157 142V141H156ZM217 142H218V140H217ZM260 142V141H259ZM263 142V141H262ZM68 143V142H67ZM72 143V142H71ZM74 143V142H73ZM92 143H94V142H92ZM91 143V144H92ZM99 144H101V142H98ZM110 143H111V141H110ZM113 143V142H112ZM129 143V142H128ZM136 143V142H135ZM160 143V142H159ZM162 144H163V142H161ZM170 143V142H169ZM74 144H76V143H74ZM81 144V143H80ZM95 144V143H94ZM94 144H92V146L94 145ZM115 144V143H114ZM113 144V145H114ZM122 144V143H121ZM166 144V143H165ZM201 144V143H200ZM216 144V143H215ZM256 144H258V143H256ZM261 144V143H260ZM35 145H37V144H35ZM48 145V144H47ZM65 145V144H64ZM68 145V144H67ZM87 145V147L90 145H88V144H86ZM107 145V144H106ZM120 145V144H119ZM135 145V144H134ZM172 145V144H171ZM227 145V144H226ZM236 145V144H235ZM252 145V144H251ZM50 146V145H49ZM56 146V145H55ZM58 146H60V145H57V147ZM75 146V145H74ZM80 146V145H79ZM83 146H85V145H83ZM83 146H81V147H83ZM117 146V145H116ZM128 146H132L131 145V143H130V145H128ZM150 146V145H149ZM152 146V145H151ZM166 147L168 146L167 144L165 145ZM254 146V145H253ZM42 147H44V146H42ZM72 147V146H71ZM86 147V148H87ZM95 147V146H94ZM103 147H105V146H103ZM102 147V148H103ZM108 147V146H107ZM112 147V146H111ZM117 147H119V146H117ZM120 147H123V146H121L120 145ZM161 147V146H160ZM168 147H170V146H168ZM263 147V146H262ZM78 147H76V149H77ZM89 148V147H88ZM90 148H91V146H90ZM101 148V150L100 151H102L103 150V152L105 151L104 149H102ZM128 148V147H127ZM131 148V147H130ZM132 148H135V147H132ZM157 148H158V145H157ZM171 149H172V147H170ZM210 148V147H209ZM57 148L55 147V150H56ZM80 149V148H79ZM82 149H84V151H86L85 150V147L84 148H82ZM106 149V148H105ZM110 149V148H109ZM112 149V148H111ZM152 149V148H151ZM167 149V148H166ZM211 149V148H210ZM32 150H34L33 148L31 149V152H32ZM40 151H41V148L39 149ZM46 150V149H45ZM52 150H54L53 149V147H49V149L47 150V153H46V157H47V159L49 160V159H51V156H52V154H54V151L52 152ZM57 150H60L59 148L57 149ZM81 150V149H80ZM80 150H79V152H80ZM112 150H114V149H112ZM117 149L115 148V151H116ZM124 150V149H123ZM125 150H127V149H125ZM128 150H129V148H128ZM134 150V149H133ZM157 150V149H156ZM160 150H161V148H160ZM163 150V149H162ZM169 150V149H168ZM29 151V150H28ZM27 151V152H28ZM43 151V150H42ZM67 151H70L69 149L67 150ZM89 151H90V149H89ZM94 151V150H93ZM118 151H120L119 149H118ZM141 151H144V149H142ZM147 151V150H146ZM151 151V150H150ZM164 151V150H163ZM163 151H161V152H163ZM21 152V151H20ZM23 152V151H22ZM59 152H63V150L61 151H59ZM66 151H64L63 153H65ZM71 152V151H70ZM77 152H78V150H77ZM109 152V156H110V151H108ZM145 152V151H144ZM149 152V151H148ZM147 152V153H148ZM237 152V151H236ZM15 153V152H14ZM24 153V152H23ZM56 153V152H55ZM62 153V154H63ZM73 153V152H72ZM74 153H76V152H74ZM86 153H87V151H86ZM94 154L96 153V152H93ZM97 153H98V150H97ZM101 153V152H100ZM116 153H118V152H116ZM123 153V152H122ZM124 153H125V151H124ZM123 153V155L125 156V154ZM11 154V153H10ZM13 154V153H12ZM25 154V153H24ZM23 154V155H24ZM28 154H29V152H28ZM66 155L64 156V157H66L67 155H68V152H66L65 153ZM81 154H82V151H81ZM80 154V156H82ZM84 155H85V153H83ZM102 154V153H101ZM100 154V155H101ZM105 154H107V153H105ZM104 154V155H105ZM113 154V153H112ZM131 154V153H130ZM139 154V153H138ZM206 154V153H205ZM237 154V153H236ZM27 155V154H26ZM44 155V154H43ZM59 155V154H58ZM88 155H90L89 153H88ZM87 155V156H88ZM93 155V154H92ZM113 155H115V154H113ZM119 154H117V156H118ZM127 155H129V153L127 154ZM14 156V155H13ZM29 156L30 155H28V158H29ZM71 156H73V155H71ZM76 156V155H75ZM75 156H73V158L75 159ZM97 156H99V155H97ZM97 156H95V158L97 157ZM124 156H122V158L124 157ZM129 156H131V155H129ZM129 156H125L124 157V160H125V158H129ZM133 156V155H132ZM139 156V158H141L140 156H141V154H139L138 155ZM207 156V155H206ZM211 156V155H210ZM11 157V156H10ZM26 157V156H25ZM83 157V156H82ZM81 157V158H82ZM86 157V156H85ZM89 157H91V156H89ZM93 157V156H92ZM113 157H115V156H113ZM121 157V156H120ZM135 157V156H134ZM153 157V156H152ZM156 157V156H155ZM204 157V156H203ZM12 158V157H11ZM27 158V157H26ZM57 158H58V156H57ZM60 158H61V155H60ZM68 158H70L69 156H68ZM81 158H79V160L81 159ZM84 158V157H83ZM95 158L93 159V160H95ZM112 158V157H111ZM121 158V159H122ZM136 158V157H135ZM65 159V158H64ZM73 159V160H74ZM78 159V158H77ZM86 159V158H85ZM97 159V158H96ZM105 159H107V160H109V158H105ZM120 159V160H121ZM142 159V158H141ZM147 158H145V160H146ZM30 160V159H29ZM52 161L50 162V164H54L53 163V160H54V162L56 161L55 159H51ZM67 160V159H66ZM79 160H77L78 162H79ZM83 160V159H82ZM111 160V159H110ZM116 160V159H115ZM127 160V159H126ZM50 161V160H49ZM62 161V160H61ZM61 161H60V165L62 164L61 163ZM85 161V160H84ZM87 161V160H86ZM90 160H88V162H89ZM103 161H104V159H103ZM33 162V161H32ZM64 162H65V160H64ZM67 162V161H66ZM66 162H65V164H66ZM72 162V161H71ZM87 162V163H88ZM110 162V161H109ZM115 162H118V160H116ZM120 162V161H119ZM123 162V161H122ZM141 162V165L143 164V162L142 161H140ZM146 162V161H145ZM144 162V163H145ZM154 162V161H153ZM57 163H59V162H57ZM73 163V162H72ZM80 163H81V161L79 162V165H80ZM82 163H84V162H82ZM81 163V164H82ZM90 163V162H89ZM92 163H93V161H92ZM91 163V164H92ZM105 163V162H104ZM107 163V162H106ZM112 163V162H111ZM121 163V162H120ZM137 163V162H136ZM146 163H148V162H146ZM157 163V162H156ZM215 163V162H214ZM39 164V163H38ZM67 164H68V162H67ZM126 165V167L125 168H127V163H125ZM138 164V163H137ZM151 164V163H150ZM155 164V163H154ZM27 165V164H26ZM25 165V166H26ZM41 165V164H40ZM76 165V164H75ZM85 165H90V164H85ZM84 165V166H85ZM117 165H119V164H117ZM121 165H122V163H121ZM157 165V164H156ZM264 165V164H263ZM63 166V165H62ZM70 166V165H69ZM68 166V167H69ZM81 166V165H80ZM83 166V165H82ZM81 166V167H82ZM88 166H86L87 168H88ZM108 166H111V165H108ZM115 165H113V167H114ZM130 166V165H129ZM26 167H28V166H26ZM33 167V166H32ZM56 167H58L57 165L56 166H54V169L56 168ZM65 167V166H64ZM76 167V166H75ZM112 167V166H111ZM120 167V166H119ZM29 168H30V165H29ZM77 168V167H76ZM91 168H92V166H91ZM118 168V167H117ZM163 168V167H162ZM215 168V167H214ZM15 169V168H14ZM28 169V168H27ZM32 169V168H31ZM35 169H36V171L37 170H41V168L40 167H36L35 166ZM57 169V168H56ZM89 169V168H88ZM93 169V168H92ZM124 169V168H123ZM151 168H149V170H150ZM154 169V168H153ZM160 169V168H159ZM170 169V168H169ZM177 169V168H176ZM16 170V169H15ZM18 170V169H17ZM59 170V169H58ZM87 170V169H86ZM130 170V169H129ZM129 170H128V172H129ZM145 170H146V168H145ZM161 170V169H160ZM164 169H162V171H163ZM195 170V169H194ZM200 170H201V168H200ZM199 170V171H200ZM211 170V169H210ZM10 171H12L14 174L17 172H15V171H13V168H12V170H10ZM10 171L8 172V173H10ZM35 171V172H36ZM42 171V170H41ZM63 171V170H62ZM66 171H67V169H66ZM79 171H81V170H79ZM83 171V170H82ZM89 171V170H88ZM87 171V172H88ZM116 171V170H115ZM154 171H157V169L156 170H154ZM167 171H168V169H167ZM166 171V172H167ZM196 171H197V169H196ZM204 171V170H203ZM208 171V170H207ZM18 172H19V170H18ZM27 172H28V170H27ZM27 172H24V174H23V172L21 171L20 173H19V180H20V177L23 175V177H28L27 175H30V174H28ZM46 172V171H45ZM44 171H43V173H45ZM84 172H85V170H84ZM125 172V171H124ZM165 171H164V173H163V175H165V173H166ZM169 172V171H168ZM33 173H34V171H33ZM37 173V172H36ZM43 173H41V172H39V173H37V174H35V175H33V176H31V177H33V178H31L30 177V182H31V180H32V182L34 181L35 182V179L36 178H43V177H40L39 175L41 174V175H43ZM123 173V172H122ZM126 173V172H125ZM159 173V172H158ZM178 173H179V170H178ZM191 173V172H190ZM192 173H193V171H192ZM191 173V174H192ZM203 172H201V174H202ZM210 173V172H209ZM72 174V173H71ZM130 173H128L127 175H129ZM188 174V173H187ZM21 175V176H20ZM68 175V174H67ZM120 175H122V174H120ZM125 175V174H124ZM186 175V174H185ZM211 175V174H210ZM220 175V174H219ZM5 176H6V173H5ZM16 176V175H15ZM45 177H47V175L45 174L44 175ZM167 176H169V175H167ZM178 176V175H177ZM23 177H21V178H23ZM36 177V178H35ZM121 177V176H120ZM161 177V176H160ZM221 177V176H220ZM18 178V177H17ZM50 178V177H49ZM150 178V177H149ZM165 178H168V177H165ZM194 178V177H193ZM215 178H216V176H215ZM16 179V178H15ZM24 179V178H23ZM28 179H29V177L27 178V181H28ZM34 179V180H33ZM45 179H47V178H43V180H45ZM75 179H76V176H75ZM131 179V178H130ZM146 179H147V177H146ZM151 179V178H150ZM158 179H159V177H158ZM162 179H164V177L162 178ZM161 179V180H162ZM192 179V178H191ZM194 179H196V178H194ZM203 179H206V178H203ZM14 180V179H13ZM18 180V179H17ZM43 180H42V182H43ZM48 180V179H47ZM49 180H51V179H49ZM53 180H55V178L53 179ZM169 178H168V182H169ZM177 180V179H176ZM197 180H199V179H197ZM213 180V179H212ZM25 181H26V179H25ZM25 181H22L23 182V184H24V182ZM26 181V182H27ZM59 181H61V180H59ZM158 181V180H157ZM164 181V180H163ZM196 181V180H195ZM1 182V181H0ZM11 182V181H10ZM17 181H15V183H16ZM21 182V183H22ZM31 182V183H32ZM41 182V184H43ZM45 182L47 183V181L45 180ZM49 182V181H48ZM56 182V181H55ZM142 182V181H141ZM145 182H147V181H145ZM154 182H155V180H154ZM159 182V181H158ZM165 182H167V181H165ZM165 182H164V184H165ZM167 182V183H168ZM197 182V181H196ZM208 181H206V183H207ZM213 182V181H212ZM14 183V184H15ZM39 183V182H38ZM45 183V184H46ZM52 183H53V181H52ZM58 184H59V182H57ZM72 183V182H71ZM163 183V182H162ZM198 183V182H197ZM8 184H10V183H8ZM13 184V186L15 187V186H17L16 184L14 185ZM21 185V186H23V188H24V186L25 185ZM36 184V183H35ZM54 184V183H53ZM53 184H52V186L51 187H54L53 186ZM75 184V183H74ZM144 184V183H143ZM171 183H169V185H170ZM199 184V183H198ZM202 184V183H201ZM205 184V183H204ZM203 184V185H204ZM4 185V184H3ZM7 185V184H6ZM6 185H4L3 187H5ZM26 185H27V183H26ZM36 185H38V184H36ZM39 185H40V183H39ZM60 185V184H59ZM67 185V184H66ZM158 185V184H157ZM156 185V186H157ZM168 185V184H167ZM174 185V184H173ZM211 185V184H210ZM213 185V184H212ZM212 185L210 186V187H212ZM9 186V185H8ZM20 186V187H21ZM28 186H31L30 184L28 185ZM62 186V184L60 185V187ZM68 186V185H67ZM71 186H72V189H70L69 190V192H74L75 191V189H76V184H75V186L76 187H74V185L73 184H71ZM71 186H68L69 188H71ZM128 186V185H127ZM153 185H151V187H152ZM205 186H207V184H205ZM1 185H0V189H1ZM18 187V186H17ZM36 187V186H35ZM37 187H39V186H37ZM41 187V186H40ZM50 187V188H51ZM80 187H81V185H80ZM142 187V184H141V186H140V188ZM143 187H145V186H143ZM149 188H150V186H148ZM169 187V186H168ZM199 187V186H198ZM197 187V188H198ZM208 188H210L209 187V185L207 186ZM258 187V186H257ZM11 188H12V186H11ZM10 188V190L8 191V194L10 195L9 196V199H11V201L14 199V196H16V195H14V194H18L17 193V190L15 189V188H13V189H11ZM30 188H32V187H30ZM34 188V187H33ZM58 189H59V187H57ZM57 188H55V190L57 191ZM174 188V187H173ZM3 189H4V191H3ZM7 188L5 187V188H2V190H0L1 192H4V193H6L5 192V190H6ZM27 189V188H26ZM46 189H48L47 187H46ZM62 189V188H61ZM78 189H79V187H78ZM82 189V188H81ZM92 190H93V188H91ZM91 189L89 188V190H90V192H91ZM159 189V188H158ZM165 189H166V187H165ZM175 189V188H174ZM199 189V188H198ZM204 189V188H203ZM24 190V189H23ZM41 190V189H40ZM39 190V191H40ZM87 190V189H86ZM95 190V189H94ZM94 190H93V192H94ZM150 190H152V189H150ZM169 190V189H168ZM200 190V189H199ZM198 190V191H199ZM211 190V189H210ZM28 191V190H27ZM80 191V190H79ZM85 191V190H84ZM88 191V190H87ZM156 191V190H155ZM160 191V190H159ZM166 191V190H165ZM164 191V192H165ZM201 191V190H200ZM33 192V191H32ZM31 192V193H32ZM41 192V195H42V191H40ZM66 192V191H65ZM201 192H203V191H201ZM23 193V192H22ZM25 193V192H24ZM76 193H77V191H76ZM84 193V192H83ZM96 193V192H95ZM159 193V192H158ZM170 193V192H169ZM169 193H168V196H169ZM207 193V192H206ZM210 193V192H209ZM14 195V196H12V195ZM33 194V193H32ZM37 194V193H36ZM78 194V193H77ZM81 194V193H80ZM90 195L92 194V193H89ZM98 194V193H97ZM132 194V193H131ZM143 194H145L144 192H143ZM2 195V194H1ZM40 195V196H41ZM62 195V194H61ZM72 195H74V194H72ZM79 195V194H78ZM83 195H85V194H83ZM90 195H88L87 194V196H89L90 197ZM96 195V194H95ZM149 195H151V194H149ZM26 196V195H25ZM36 196V195H35ZM38 196H39V194H38ZM37 196V198H39ZM66 196V195H65ZM82 196V195H81ZM141 196V195H140ZM152 196V195H151ZM167 196V197H168ZM171 196V195H170ZM17 197V196H16ZM32 197V200H34L33 199V196H31ZM69 197V196H68ZM127 197V196H126ZM142 197V196H141ZM140 197V198H141ZM144 197V196H143ZM141 198L142 200L144 199V198ZM148 197H150V196H148ZM165 197V196H164ZM3 198V197H2ZM27 196H26V199H25V197H24V199L25 200H27ZM97 198V197H96ZM122 198H124V197H122ZM121 198V199H122ZM170 198V197H169ZM3 199H6V200H8V198H3ZM29 199V198H28ZM60 199V198H59ZM63 199V198H62ZM75 199H76V201H75V206L77 207V203H79L81 200H82V197H80V196H76L75 197ZM5 200V201H6ZM24 200V201H25ZM40 200V199H39ZM88 200H89V198H88ZM137 200H139L138 198H137ZM137 200H135V201H137ZM1 201H4V200H0V202ZM10 201V202H11ZM35 201V200H34ZM38 201V200H37ZM37 201H35V202H37ZM129 201V200H128ZM128 201H126L125 200V202H128ZM134 201V202H135ZM9 201H6V204H4V203H2L3 205H1L0 204V206L1 207H4L5 209H10V207H12V206H10L9 205V203H8ZM14 202V201H13ZM20 202V201H19ZM23 202V201H22ZM30 202V201H29ZM35 202H34V205H35ZM40 203H41V201H39ZM61 202V201H60ZM73 202V201H72ZM130 202H132L133 203V201H130ZM184 202V201H183ZM8 203V204H7ZM15 203V202H14ZM17 203V202H16ZM64 203V202H63ZM86 203V202H85ZM91 203H93V202H91ZM144 203V202H143ZM181 203V202H180ZM37 204V206H38V203H36ZM94 204V203H93ZM133 204H135V203H133ZM18 205V204H17ZM84 205V204H83ZM130 205H132L131 203H130ZM198 205V204H197ZM15 206H16V204H15ZM20 206V204L18 205V207ZM26 207H28L29 208V210H31L32 208H35L33 205H32V203L30 202V203H26V205H25ZM25 206H22V204H21V208H22V210H21V213L23 212V213H25V212H27V209L25 208ZM36 206V205H35ZM64 206V205H63ZM66 206V205H65ZM74 206V205H73ZM114 206H116V205H114ZM125 206V205H124ZM182 206V205H181ZM69 207H71V205L69 206ZM82 207V206H81ZM80 207V209H82ZM84 207V206H83ZM88 207V206H87ZM131 207V206H130ZM183 207V210H184V208H185V206H182ZM16 208V207H15ZM38 208V207H37ZM36 208V209H37ZM74 208V207H73ZM72 208V209H73ZM133 208V207H132ZM3 209V208H2ZM13 209V208H12ZM17 209V208H16ZM39 209V208H38ZM66 209V208H65ZM77 209V208H76ZM79 209V210H80ZM91 209V208H90ZM116 209H117V207H116ZM18 210V209H17ZM28 210V211H29ZM35 210V209H34ZM58 210H59V208H58ZM67 210H70V209H68L67 208ZM85 210V209H84ZM87 210V209H86ZM121 210H123V209H121ZM142 210V209H141ZM159 210V209H158ZM15 211V210H14ZM38 211V210H37ZM36 211V212H37ZM63 211V210H62ZM73 211V210H72ZM88 211V210H87ZM91 211V210H90ZM3 212V211H2ZM31 212V211H30ZM30 212H28V215L27 216H29V218H31V217H33V214L35 213L34 211H32V212H34V213H32V215H31V213ZM81 212H84V211H81ZM122 212V211H121ZM124 212V211H123ZM132 212V211H131ZM134 212V211H133ZM132 212V213H133ZM149 212V211H148ZM196 212V211H195ZM17 212L15 211V214H16ZM29 213H30V215H29ZM150 213H151V211H150ZM158 213V212H157ZM184 213V212H183ZM228 213V212H227ZM3 214H5V216H9L8 215V211H6V213L4 212V213H1V211H0V249H2V244L4 243V242H6V243H9V244H11V247L9 248V244L8 245H6V246H8V248H9V255H6V254H3V253H5V251L7 250L6 248V250H4L3 252H0V263L2 262L3 264H73V256H72V254H73V249H74V244L72 245H69L68 243H64V244H57L58 246H53V247H49V246H47V244H46V242H44L43 240H42V237H41V239L39 238L40 237V235H38L39 237H37L36 239H40V240H35L31 235L29 236H27L25 233H23V232H25V231H22L19 227H17V224H16V222H15V219H10V220H8L7 219V217H6V220H4V222H3ZM17 214H19V213H17ZM36 214V213H35ZM66 214V213H65ZM68 214H70V213H68ZM152 214V213H151ZM181 214V213H180ZM40 215V214H39ZM149 215V214H148ZM189 215H191V214H189ZM192 215H194V214H192ZM217 215V214H216ZM23 216H25V214L23 215ZM59 216H60V214H59ZM63 216V215H62ZM76 216V215H75ZM195 216V215H194ZM12 217V216H11ZM39 217V216H38ZM123 217V216H122ZM127 217V216H126ZM129 217H130V215H129ZM196 217V216H195ZM13 218V217H12ZM34 218V217H33ZM37 218V217H36ZM40 218V217H39ZM58 218V217H57ZM65 218V217H64ZM178 218H180V217H178ZM32 219V218H31ZM131 219V218H130ZM36 220V219H35ZM47 221H48V219H47ZM56 221V220H55ZM162 221V220H161ZM2 222V223H1ZM37 222H38V224L39 225H41V228H42V230L44 231V229H48L49 227L47 226V225H45V224H43V223H41V222H39V220H38V218H37ZM50 222V221H49ZM160 222V221H159ZM186 222V221H185ZM188 222V221H187ZM102 223V222H101ZM175 223V222H174ZM178 223V222H177ZM5 225V227H4V225ZM250 224V223H249ZM3 225V226H2ZM50 225V224H49ZM52 225H53V223H52ZM176 225V224H175ZM224 226V225H223ZM230 226V225H229ZM52 227V226H51ZM173 227H174V224H173ZM27 228V227H26ZM226 228V227H225ZM23 229V228H22ZM25 229V228H24ZM50 229V228H49ZM254 230V229H253ZM43 231H41V232H43ZM230 231V230H229ZM248 231V230H247ZM30 233V232H29ZM28 233V234H29ZM43 233H45V231L43 232ZM247 233H249V232H247ZM36 234V233H35ZM224 234V233H223ZM226 234V233H225ZM225 234H224V236H225ZM223 236V235H222ZM233 238H234V236H233ZM260 238V237H259ZM262 238V237H261ZM263 239V238H262ZM226 240V239H225ZM228 240V239H227ZM226 240V241H227ZM229 240H231V239H229ZM46 241H48L47 243H49V245H50V240H46ZM261 241V240H260ZM219 242V241H218ZM264 242V241H263ZM2 243V244H1ZM60 243V242H59ZM110 243V242H109ZM227 244H228V242H227ZM260 244H262V243H260ZM53 245V244H52ZM5 246V245H4ZM101 246H103L102 244H101ZM105 246V245H104ZM263 246V245H262ZM227 248V247H226ZM233 248V247H232ZM109 249V248H108ZM111 249V248H110ZM194 249H195V247H194ZM223 249H224V247H223ZM233 249H235V248H233ZM229 250V251H228ZM228 252H230V249L228 248ZM238 250V249H237ZM99 251V250H98ZM232 251V250H231ZM241 251V250H240ZM118 252H119V250H113V251H111V250H108V252L106 253V254H108V257L110 258V261H112V262H115V264L116 263H119V264H124V263H126V259H123V257L121 256V254H118ZM226 252V251H225ZM236 253H237V251H236ZM144 254V253H143ZM234 254H235V252H234ZM239 254H241V252H239ZM198 255V254H197ZM226 255V254H225ZM233 255V254H232ZM231 256V255H230ZM141 257V256H140ZM240 257V256H239ZM242 257V256H241ZM244 257V256H243ZM139 258V257H138ZM201 258V257H200ZM205 257H203V259H204ZM227 258V257H226ZM231 258V257H230ZM201 260H202V258H201ZM108 261H109V259H108ZM146 261H147V259H146ZM214 261V260H213ZM106 263V262H105ZM148 263V262H147ZM192 263V262H191ZM108 264H110V263H108ZM113 264V263H112Z\"/></svg>", "mask_w": 264, "mask_h": 264}]
</instances>
